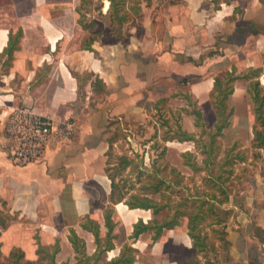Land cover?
Listing matches in <instances>:
<instances>
[{
	"label": "crops",
	"instance_id": "crops-1",
	"mask_svg": "<svg viewBox=\"0 0 264 264\" xmlns=\"http://www.w3.org/2000/svg\"><path fill=\"white\" fill-rule=\"evenodd\" d=\"M81 3L0 0V260L19 248L33 264H76L69 239L74 229L88 255L98 247L96 230L103 248L111 244L102 261L128 243L136 248L134 264H218L193 244L185 222L156 238V229L133 236L134 224H149L153 215L130 208V192L122 201L112 198L108 174L120 162L107 161L122 125L114 120L143 124L188 90L187 97L203 103L215 77L224 79L217 72L241 76L264 67V0H140V17L124 22L120 32L111 27L110 0L101 1L104 13L89 23V14L82 9V19L77 10ZM250 23L256 24L252 32ZM240 80L245 78L232 82L230 100L244 97ZM22 104L57 121H74L73 138L54 140L38 161L15 163L3 135L12 108ZM188 142L186 150L193 152V141L170 144ZM254 172L226 204H217L228 215L221 239L227 264H264V169Z\"/></svg>",
	"mask_w": 264,
	"mask_h": 264
},
{
	"label": "rangeland",
	"instance_id": "rangeland-1",
	"mask_svg": "<svg viewBox=\"0 0 264 264\" xmlns=\"http://www.w3.org/2000/svg\"><path fill=\"white\" fill-rule=\"evenodd\" d=\"M101 1L102 0H86L82 7L83 11L89 14L88 16L84 15L86 23H89V21L94 18H99V16L104 13L102 10L103 5L101 6L100 4ZM134 3V0H127L128 10L129 7L131 8L132 5L134 6ZM80 14L83 19L82 11H80ZM133 14L132 11L131 15ZM103 21H105V19H103ZM260 32H264V26ZM93 33H95V31L92 29L89 35L92 37ZM254 57H258V55L254 54ZM262 59L264 60V49ZM217 74L223 76L224 81L228 78V74L226 75L225 71L217 72ZM252 74V71H248L244 75L250 76ZM236 76L237 75L232 72L230 78L232 79ZM248 81V79H245L238 82L239 89L244 94V97L241 96L239 99L234 98L233 100L229 98L228 100L226 113L228 114L229 111L232 112L229 118L231 126H227L229 128L225 127L220 135L215 136L218 147L214 152V161L209 167H205L203 163L206 156L201 153V147L210 139V134L216 131L215 124L218 116L217 109L213 103H216L217 98L219 99V97H221L218 91H216L213 96L210 95L209 99L203 103L193 100L190 96L187 97L186 93L188 94L189 90L186 93L183 92L184 94L181 92L182 96L179 95L177 97L176 101L172 103L173 106L169 104V101L163 103L161 111L159 113L155 112L143 124L125 118L122 120H114L122 125L119 126L120 134L113 135L115 139L119 138V142L116 146V150H113L114 153L112 152L110 155V162H117L119 154L116 152H123L130 156L134 163L129 168H122L119 172L115 171L117 166L110 167L112 173L115 174V177L119 179L120 182L126 181L127 185L124 190H129L131 194H148L154 197L155 200L165 204L157 214H154L153 211L151 212L153 215V220L149 222V224H152L151 229L157 227V224L153 223L155 220L163 222L165 219H171L176 210L186 212L197 210V206L200 205L201 199H204L206 194L212 191L211 184L207 181L210 173H218L224 168L232 169V173L229 175L227 181L231 196L234 192L244 187L243 178H249L250 175L255 173L254 171H257V168L258 170L264 169V148L253 146L252 130L255 123V114L253 110L254 103L248 92ZM228 83L233 85L232 80ZM261 83L264 87L263 79ZM197 109H201L203 112V121L200 122H203L202 126H196V116L194 114H192L191 117L182 114L186 113L185 110L193 113V111ZM256 124L259 128V123ZM178 125H180L182 129L187 126L193 127V131L190 133L194 135L195 139L200 144L198 149L195 147V143L193 144V153H195L196 156L194 160L201 166L198 170H193L191 167L185 165L184 158L181 156L183 152L187 151L186 147L190 144L192 145L191 142L170 144L171 141L165 140L167 136H177L179 134L177 130ZM175 141L178 140L175 139ZM249 143L251 145L250 147L246 145ZM233 145L234 147L232 148ZM165 146L166 152L163 154ZM169 147H171L170 153ZM226 149L232 150V156L238 152L243 153L245 155V164H243V161H238L233 165L221 167L220 164L225 156ZM171 167H176L178 172H173ZM157 179L165 180V183L161 184L162 193H153L152 189L149 187H142ZM130 182L133 183L130 184ZM220 197L223 196L221 195ZM226 203L227 202L222 204L216 203L215 209L217 214H209L206 220L199 223L201 237H205L207 243L202 252H208V255L214 257L218 264H227V262H229V256L226 253H222L223 247L221 246V235H226L222 227V217L228 215L227 212H222L221 208L217 205ZM203 207H207L206 203L203 204ZM183 222H185L188 227V215L180 216L179 224ZM34 249V245L28 247V253L32 257L34 256ZM2 262L3 264H11L9 258H5ZM40 264L48 263L41 262Z\"/></svg>",
	"mask_w": 264,
	"mask_h": 264
},
{
	"label": "trees",
	"instance_id": "trees-1",
	"mask_svg": "<svg viewBox=\"0 0 264 264\" xmlns=\"http://www.w3.org/2000/svg\"><path fill=\"white\" fill-rule=\"evenodd\" d=\"M134 6L132 5L131 8L127 5V0H110L111 2V27L113 30L121 31L124 22H127L129 19L134 17H140V0H134ZM86 0H82L81 6L77 9L79 12L82 10L83 5L85 4ZM133 11V15H131V12ZM130 13V14H129ZM91 24L93 26L96 25L95 21H92ZM252 26L251 32L254 31V28L256 26L255 23H250ZM84 26H87L84 24ZM90 46V45H88ZM92 48V47H90ZM250 71L253 72L250 76H236L235 78H230L232 73H229L227 76V80L224 81V79H221L219 77H215L214 80V88L211 91V96L215 94L216 91H218L221 94V97L219 99L217 98V102L213 103L215 104V107L217 109V122L215 124V132H212L210 134V139L203 144V147H201V153L206 156V158L203 160V163L205 167H209L212 162L214 161V152L217 149L218 145L216 144V135H220L222 130L229 126V118L232 114L231 111L229 113H226V110L228 108V100L230 98V95L234 91V86L230 85L228 82L232 80V82L239 77H243L245 79H249V86H248V92L251 95L252 101L254 103V114H255V123L253 125V146L257 148H264V87L260 81L261 75L264 74V67L262 68H255L250 69ZM234 79V80H233ZM227 87V88H226ZM166 102V101H165ZM193 114L196 116V126H202L203 122V112L201 109H197L193 111ZM256 123H259L260 127L258 128V125ZM178 132L179 134L177 136H167L165 137V140H178L180 142L183 141H193L195 143V147L198 149L200 144L195 139L194 135L192 133H189L181 128L180 125H178ZM234 145L232 146V148ZM231 149H226L225 156L223 157L220 166L223 167L225 165H233L234 163L238 161H244L245 155L243 153H236L234 156L231 154ZM166 152V146L164 147V152ZM111 155V152L109 153ZM181 156L184 158V164L191 167L193 170H198L201 166L194 160L195 153L192 151H185L181 154ZM119 165L116 167L115 171L119 172L122 168H127V166L131 165V162H133L129 157L126 155L118 156ZM107 163L110 162V156ZM107 171L110 172V169L107 165ZM171 170L173 172H178L176 167H171ZM232 173V169L224 168L223 170L219 171L218 173H210L208 175L209 183L211 184L212 191L210 193L206 194V197L204 199H201L200 205L197 206V210L195 211H181L176 210L173 217L171 219H165L163 222H159L155 220L153 223L157 224L156 234L155 238L162 232L164 228H174L176 225L180 223V216L182 215H188L189 217V224H188V235L193 239V244L198 247L199 251H202L204 247L206 246V238L201 237V230H200V224L201 221H204L207 219L208 215L214 214L216 215V209L215 204L219 203H225L228 202L230 199V192H229V186H228V179L229 175ZM110 179L112 180V198L116 197V200L122 201L126 194H128L129 190H124L126 184V181L120 182L115 180V174L109 173L108 174ZM133 182H130L132 184ZM165 183L164 179H157L156 181L149 182L144 186L149 187L152 189L153 193H162L161 192V184ZM177 183V182H176ZM220 194V195H219ZM223 197H220V196ZM190 197V196H189ZM125 203L129 205L130 208H144V209H151L154 214H157L164 206L160 201H157L154 199V197L149 196L148 194H130L129 197L126 199ZM207 205V207H203V204ZM109 220V215H107V222ZM152 224H144L142 220H139L137 223L134 224V232L133 236L138 237L141 232H144L147 229H151ZM111 229V227H110ZM96 234V241L98 244L97 250L92 254L88 255L85 248L84 241L77 235V233L74 231V229L71 231V235L69 237L73 248L76 252V258L77 262L76 264H134L135 262V252L136 248H134L132 245L126 243L123 245L119 255L111 258L107 261H102V254L105 252V250H109L108 248L111 247V244L106 245L104 248L101 245V238H99V231H95ZM225 238V236L221 235V239ZM1 247V244H0ZM44 250L45 247H40L39 250ZM59 250V245L54 246L53 254H55ZM1 254V251H0ZM24 252L19 248H14L10 252L9 260L11 261V264H33V262L24 260ZM54 258V256H53ZM195 264L196 261H194ZM0 264H3V262L0 260ZM37 264H40V262H37ZM48 264H59L55 262L53 259L48 262ZM61 264H69L68 262H64Z\"/></svg>",
	"mask_w": 264,
	"mask_h": 264
},
{
	"label": "built area",
	"instance_id": "built-area-1",
	"mask_svg": "<svg viewBox=\"0 0 264 264\" xmlns=\"http://www.w3.org/2000/svg\"><path fill=\"white\" fill-rule=\"evenodd\" d=\"M74 133V121H57L22 104L13 107L8 116L3 147L15 163L24 164L38 161L54 140L70 141Z\"/></svg>",
	"mask_w": 264,
	"mask_h": 264
}]
</instances>
